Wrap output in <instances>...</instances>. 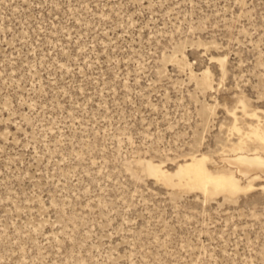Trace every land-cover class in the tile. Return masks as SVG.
<instances>
[{"label": "rangeland", "instance_id": "obj_1", "mask_svg": "<svg viewBox=\"0 0 264 264\" xmlns=\"http://www.w3.org/2000/svg\"><path fill=\"white\" fill-rule=\"evenodd\" d=\"M243 105L264 127V0H0V264H264V177L140 165L225 166Z\"/></svg>", "mask_w": 264, "mask_h": 264}, {"label": "bare ground", "instance_id": "obj_2", "mask_svg": "<svg viewBox=\"0 0 264 264\" xmlns=\"http://www.w3.org/2000/svg\"><path fill=\"white\" fill-rule=\"evenodd\" d=\"M240 113L248 120V127L243 131L234 119L230 133H235L238 140L237 144L230 145L227 151L230 155H222L221 162L225 166L219 167L206 154L184 158L172 172L162 163L142 161L140 165L155 182L167 188L200 194L205 200L218 196L234 198L253 191L256 182L264 177V127L258 114L248 113L244 105Z\"/></svg>", "mask_w": 264, "mask_h": 264}]
</instances>
